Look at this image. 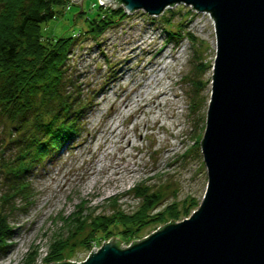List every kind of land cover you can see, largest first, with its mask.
<instances>
[{
	"label": "rangeland",
	"instance_id": "obj_1",
	"mask_svg": "<svg viewBox=\"0 0 264 264\" xmlns=\"http://www.w3.org/2000/svg\"><path fill=\"white\" fill-rule=\"evenodd\" d=\"M77 2L57 7L60 11L43 24V34L58 37L83 31L100 1ZM167 28L179 33L170 37ZM189 32L193 39L186 36ZM76 42L68 72L93 102L92 109L84 116L85 128L76 143L32 171L35 195L10 216L16 231L8 251L0 255L4 264H47L52 242L68 235L77 221L76 211L106 214L119 206L131 212L142 201L135 193L137 184L143 190L162 191L154 211L189 196L200 203L206 189L201 145L192 146L203 135L211 95L216 33L210 13L182 2L160 14L138 8L102 35L80 34ZM155 73L159 79L149 89L144 84ZM192 80H199L201 87L193 109ZM137 92L142 98L136 103ZM162 224L147 226L123 239L122 245ZM112 230L92 241L91 249L115 236ZM90 250L78 245L67 259L83 260Z\"/></svg>",
	"mask_w": 264,
	"mask_h": 264
},
{
	"label": "water",
	"instance_id": "obj_2",
	"mask_svg": "<svg viewBox=\"0 0 264 264\" xmlns=\"http://www.w3.org/2000/svg\"><path fill=\"white\" fill-rule=\"evenodd\" d=\"M99 1L150 14L182 2L213 18L216 54L200 140L207 185L180 220L125 246L113 235L80 261L47 264H264V0Z\"/></svg>",
	"mask_w": 264,
	"mask_h": 264
},
{
	"label": "trees",
	"instance_id": "obj_3",
	"mask_svg": "<svg viewBox=\"0 0 264 264\" xmlns=\"http://www.w3.org/2000/svg\"><path fill=\"white\" fill-rule=\"evenodd\" d=\"M71 2L0 0V255L8 251L16 231L11 214L33 201L32 171L56 159L63 147L69 149L76 143L85 128L84 116L92 109L93 102L68 72L76 40L80 34L94 38L102 35L127 14L124 6L98 2V11L87 18L83 31L45 36L43 24L60 11L57 7ZM167 31L170 37L179 33L170 28ZM186 36L193 39L190 32ZM191 82L193 109L201 87L199 80ZM93 92L94 98L96 89ZM200 140L197 137L192 147L200 145ZM143 189V185H136L135 193L142 196V201L131 212L119 206L106 214L76 211L77 221L66 237L52 242L45 262L72 257V249L78 245L90 250L92 241L107 236L112 228L119 242L131 239L151 224L182 219L199 204L189 196L154 211L163 193Z\"/></svg>",
	"mask_w": 264,
	"mask_h": 264
},
{
	"label": "bare ground",
	"instance_id": "obj_4",
	"mask_svg": "<svg viewBox=\"0 0 264 264\" xmlns=\"http://www.w3.org/2000/svg\"><path fill=\"white\" fill-rule=\"evenodd\" d=\"M72 2H76V3H78L77 1H75V0H72ZM101 3V2H100ZM165 55V54H164ZM164 55H162V57L164 58ZM160 63H162L161 61H159V64ZM163 67H164V65H163ZM145 73H147V72H145ZM157 73H155L154 75H153V79H152V81H150V79L147 81V82H145V84L144 85H148V87H149V89H151L152 88V86H153V80L155 81V82H157L158 81V77H157ZM147 78V77H146ZM150 81V82H149ZM147 92V91H146ZM164 91L162 90V91H158L156 94H162ZM128 98H129V96H128ZM142 98V95L140 94V92H137L136 94H135V96L133 97V101L134 102H138L140 99ZM143 105H149L147 102H144V103H142ZM114 126H115V124H114ZM6 263H7V261H5ZM9 262V261H8ZM10 263V262H9ZM8 263V264H9ZM0 264H4V262L3 261H1L0 260Z\"/></svg>",
	"mask_w": 264,
	"mask_h": 264
}]
</instances>
